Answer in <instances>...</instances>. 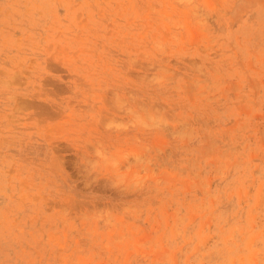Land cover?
Here are the masks:
<instances>
[{"label": "rangeland", "instance_id": "1", "mask_svg": "<svg viewBox=\"0 0 264 264\" xmlns=\"http://www.w3.org/2000/svg\"><path fill=\"white\" fill-rule=\"evenodd\" d=\"M0 264H264V0H0Z\"/></svg>", "mask_w": 264, "mask_h": 264}]
</instances>
